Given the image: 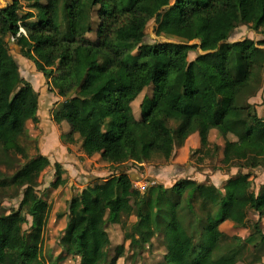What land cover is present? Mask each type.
<instances>
[{"label":"trees","instance_id":"trees-1","mask_svg":"<svg viewBox=\"0 0 264 264\" xmlns=\"http://www.w3.org/2000/svg\"><path fill=\"white\" fill-rule=\"evenodd\" d=\"M155 1L25 0L23 16L20 0L0 6V167L12 169H0V264H58L68 256L76 264H137L139 254L152 253L153 237L161 239L157 264H264V184L255 191L243 172L220 186L207 177L180 178L143 193L133 189L136 179L126 170L89 183L66 202L59 254L41 257L49 204L30 179H38L48 162L39 152L29 157L26 148L38 93L21 76L4 40L9 35L64 102L77 89L95 91L81 120L71 117L67 124L68 134L99 150L101 160H168L190 137L198 136L202 146L215 130L234 163L243 152V168H264V144L255 131L264 116L250 103L264 85V38H230L242 24L264 34V1L174 0L161 9ZM150 20L156 36L177 41L144 42ZM196 50L202 52L189 59ZM63 175L54 164L50 185H64ZM12 198L17 206L3 209ZM251 214L257 215L252 223ZM225 221L232 223L230 235L220 229ZM78 226L96 228L106 242L100 247L92 235L82 246L72 241ZM248 227L247 237L259 238L250 246L239 236Z\"/></svg>","mask_w":264,"mask_h":264},{"label":"rangeland","instance_id":"rangeland-1","mask_svg":"<svg viewBox=\"0 0 264 264\" xmlns=\"http://www.w3.org/2000/svg\"><path fill=\"white\" fill-rule=\"evenodd\" d=\"M11 1L12 0H0V6H5L11 3ZM173 1L174 0H156L155 3L156 7L158 9H161L166 7L167 5L172 4ZM263 1L264 0H257V3L261 5ZM21 2L23 3V7L25 5V0H21ZM25 11L26 9L24 7L21 8L20 14L23 16L25 14ZM153 27L154 20H150L146 23L144 30L145 36L143 39L144 42L153 43L154 41H177L174 37L161 35L156 36L153 32ZM9 36L4 38V40H6L5 42H7V45L13 57L16 59L19 65V72L21 76L29 81L38 93V109L36 111L37 122L34 123L28 119L26 124L27 137L25 142L28 145V147L26 148L28 150L29 157H33L39 152L48 162V165L46 166L47 168L45 167L43 169L42 174H40L38 179H30V182L34 184L37 183L35 186L37 193L45 200H47L49 204V211L47 216L48 218L43 232V241L41 244V257L44 261L48 260L49 258L55 259L59 254L60 247L57 241L66 222L64 212L67 200H69L70 197L74 194L79 193V191L89 183L99 182L97 181L98 179L107 178L113 173L116 174L121 170H129V173H132V171L142 173V176L137 179L142 181H137L136 183L134 182L132 185L133 189L137 190L140 193L145 192L151 185L154 184H162L165 187H169L180 178H195L198 181H203L207 177L209 181L215 183L217 186H220L222 180L227 179L228 177L239 172L250 174L251 180L253 182V189L255 191H257L261 184H264V168L257 167L252 170H250V168H243L242 166L245 163V153L243 152H241L242 160L239 159V164L234 163L237 160L230 158L228 155L229 153L226 154L222 151L224 140L215 130H211L210 133L205 137L204 144L202 143V146L199 143L198 136L190 137L183 147L174 150L173 155L168 160L156 157L151 161L145 162L141 164V166H138L137 164H135V162H132L130 158L124 157L121 158L118 163H113L116 165L103 167L100 170L102 172L97 177H95L94 174L91 173L92 168H96L97 163H105V161L100 159V151H94L89 146L82 144L81 139L78 135L76 136L78 139H74L75 135L70 136L68 134L67 124V119L71 117H75L77 120H81L84 115L83 112L85 108L83 104L85 100L94 97L95 91L93 89H77L76 92H73L69 96V101L64 102V99L62 97H59L54 90H50L48 80L40 71L39 66L21 56L17 45H15L14 41L11 39V36ZM245 37H250L257 40L264 38V34L256 33L252 31L248 26L242 24L235 29L230 38L231 40H240ZM8 40L10 42H8ZM9 43H13L14 45H9ZM2 44L3 40L1 39L0 46H2ZM198 53H200L199 50L192 51L188 54V58L193 59ZM145 92H150V88L145 89ZM250 103H253L255 105L258 115L264 116V85L263 88L259 89L257 91V94H255V96L250 99ZM133 107L136 108V104H134ZM137 113H139V110L137 111ZM255 131L257 134V140L264 144V126L261 124L256 126ZM45 132H47L48 134L52 133V135L54 132L55 135L58 136V138L60 137L59 142L63 145L71 144V151L75 156H77L75 169L71 167L70 174L64 173L66 182L64 185H61L57 188H53L50 184L54 179V164L58 163V161L56 160H58L57 158H59V152H57V146L53 147L54 145L51 142L50 135L46 136V139L43 137L45 135ZM228 138L231 139V136H228ZM43 141L44 144H47L49 147L47 151H45V149L43 148L44 146L41 145V142ZM246 142L250 143L251 140H247ZM232 146L233 144L230 146V149L232 148ZM197 147H202L200 148V152L192 154L191 151ZM252 153L253 152H251V154ZM93 155H95V158H93ZM47 156L49 159H47ZM23 162L24 160L21 159V163ZM44 162L45 161H42V166L45 165ZM82 162L85 165L83 171L80 170ZM60 166L62 167L61 164ZM3 167L4 166H1L0 169L5 170ZM78 169L80 172H78ZM5 171L7 173H11L12 169L10 168V171ZM86 172L91 173L93 176L88 177ZM80 174H85L87 177ZM17 204L18 199L12 198L4 200L2 206L3 209H8L10 207H16ZM256 217V214H251L248 222H254ZM129 223L130 218H128L126 221V224ZM224 225L221 227V229L223 231H229L230 224L227 223ZM27 226L28 225L24 226V228L26 229ZM262 227H264V218L262 219ZM117 229L119 228L117 227L113 230ZM76 230L78 231V234H76V236H73L72 241H76L78 243L80 242L81 246L85 243V239L89 235L94 236L95 241L99 243L100 247L103 246V244L106 242V240L100 235L99 231L96 228H92L91 231L88 230L83 232L80 226H78ZM113 230H111L110 233L112 238H119L117 237L116 233L112 232ZM251 232V228L248 227L241 230L239 234V236L249 246L252 242H256L259 239L258 235L251 238L247 237ZM152 240V250H150L152 253H146V255H144L145 259H143V257L139 254L137 259L134 260L136 261L135 263H158L159 258L154 256V254L158 255L161 253V239H159L158 241V239H155V237H153ZM124 243L125 248H128V241L125 240ZM14 257L17 260V254H14ZM77 262L78 259L68 256L61 259L58 264H76ZM124 264H129V262L125 261ZM239 264L245 263L240 261Z\"/></svg>","mask_w":264,"mask_h":264},{"label":"crops","instance_id":"crops-1","mask_svg":"<svg viewBox=\"0 0 264 264\" xmlns=\"http://www.w3.org/2000/svg\"><path fill=\"white\" fill-rule=\"evenodd\" d=\"M21 1V0H20ZM9 45H14L13 43H9ZM16 45V44H15ZM21 55V54H20ZM22 56V55H21ZM263 88V87H262ZM50 132V131H49ZM58 134V133H57ZM48 135H50L51 136V142L53 143V147H56L57 148V152H59L58 154H59V158H57L58 160H56V161H58L61 165H62V168L64 169V173H68V174H70V168L72 167L73 169H75V165H76V160H77V156H75L74 155V153L71 151V144H68V145H63L62 143H60L59 142V139H60V137L58 138V136H56L55 135V133L53 132V135H52V133L50 134H48L47 132H45V135L43 136L45 139H46V136H48ZM77 134H75V136H74V139H76L77 137ZM78 139V138H77ZM45 141V140H44ZM44 141L43 142H41V145H43L44 147V149H45V151H47V149L49 148L48 147V145L47 144H44ZM51 148V147H50ZM69 150V151H68ZM69 152H71V153H69ZM44 155V154H43ZM45 156H46V154H45ZM62 160H61V159ZM93 158H95V155H93ZM47 159H49L48 158V156H47ZM64 159V160H63ZM98 159V158H97ZM50 161V160H49ZM132 161V160H131ZM51 162V161H50ZM119 161L117 160V163H118ZM132 162H134V161H132ZM96 164V163H95ZM135 164H137L138 166H141V164H143V163H140V162H135ZM82 166V169H81V167H80V170L81 171H83V168H84V163L82 162V164H81ZM110 165H116V164H113L112 162H106L105 161V163H101V164H98L97 163V167L95 168V167H93L92 168V171H91V173H93L94 174V176L95 177H97L102 171H100L103 167H105V166H110ZM47 168V167H46ZM78 172H80L79 171V169H78ZM131 177H133V179H137V178H140L141 176H142V173H139V172H137V171H132V173H129V170H127L126 171ZM91 173H88V172H86V174H87V176L88 177H91V176H93ZM41 174H42V172H41ZM114 174V173H113ZM112 174V175H113ZM80 175H85V174H80ZM112 175H110L109 177H111ZM64 176V175H63ZM86 176V175H85ZM86 176V177H87ZM109 177H107V178H109ZM107 178H104V179H98L97 181H101V180H105V179H107ZM223 181V180H222ZM230 224V230L229 231H223L222 229H221V227L224 225V224ZM225 226V225H224ZM220 229L224 232V233H226V234H228V235H230V234H232V231H233V228H232V223L231 222H229V221H225L224 223H222L221 224V226H220Z\"/></svg>","mask_w":264,"mask_h":264},{"label":"built area","instance_id":"built-area-1","mask_svg":"<svg viewBox=\"0 0 264 264\" xmlns=\"http://www.w3.org/2000/svg\"><path fill=\"white\" fill-rule=\"evenodd\" d=\"M19 30H20V32L25 33V31H24V29H23L22 27H20ZM11 39L14 40L13 37H11ZM137 181H142V180H136V181H134V182L136 183ZM134 182H133V183H134ZM139 184H141V183H139Z\"/></svg>","mask_w":264,"mask_h":264},{"label":"water","instance_id":"water-1","mask_svg":"<svg viewBox=\"0 0 264 264\" xmlns=\"http://www.w3.org/2000/svg\"><path fill=\"white\" fill-rule=\"evenodd\" d=\"M192 43H193V41L190 42V44H192ZM199 51H200V53L202 52L201 50H199Z\"/></svg>","mask_w":264,"mask_h":264},{"label":"clouds","instance_id":"clouds-1","mask_svg":"<svg viewBox=\"0 0 264 264\" xmlns=\"http://www.w3.org/2000/svg\"><path fill=\"white\" fill-rule=\"evenodd\" d=\"M137 180V179H136ZM135 181V180H134Z\"/></svg>","mask_w":264,"mask_h":264}]
</instances>
